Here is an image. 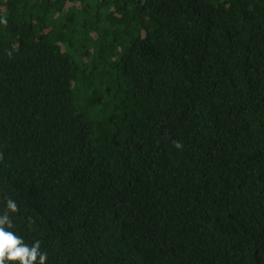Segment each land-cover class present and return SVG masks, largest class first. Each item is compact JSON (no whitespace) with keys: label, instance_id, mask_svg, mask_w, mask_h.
<instances>
[{"label":"trees","instance_id":"1","mask_svg":"<svg viewBox=\"0 0 264 264\" xmlns=\"http://www.w3.org/2000/svg\"><path fill=\"white\" fill-rule=\"evenodd\" d=\"M0 19V213L46 264H264V0Z\"/></svg>","mask_w":264,"mask_h":264},{"label":"clouds","instance_id":"2","mask_svg":"<svg viewBox=\"0 0 264 264\" xmlns=\"http://www.w3.org/2000/svg\"><path fill=\"white\" fill-rule=\"evenodd\" d=\"M0 24L7 25V20L0 19ZM177 149L183 147L179 141H173ZM19 212V206L11 198L6 201V208L0 213V264H46L47 253L41 251V242L35 241L31 246L17 236L11 229L14 228L12 216ZM33 222L29 219V227Z\"/></svg>","mask_w":264,"mask_h":264},{"label":"rangeland","instance_id":"3","mask_svg":"<svg viewBox=\"0 0 264 264\" xmlns=\"http://www.w3.org/2000/svg\"><path fill=\"white\" fill-rule=\"evenodd\" d=\"M68 61H69V58H68ZM101 140H102V143L105 147L115 149V147H116L115 140L111 139L110 137H103V138H101Z\"/></svg>","mask_w":264,"mask_h":264}]
</instances>
